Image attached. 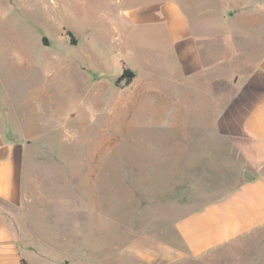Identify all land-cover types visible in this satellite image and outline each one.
<instances>
[{
    "label": "rangeland",
    "instance_id": "obj_1",
    "mask_svg": "<svg viewBox=\"0 0 264 264\" xmlns=\"http://www.w3.org/2000/svg\"><path fill=\"white\" fill-rule=\"evenodd\" d=\"M149 1L0 0V121L35 200L11 222L27 264H264V227L190 249L185 220L242 179L232 143L190 125L204 114L188 92L174 110L161 77L147 94L120 79L139 70L117 20Z\"/></svg>",
    "mask_w": 264,
    "mask_h": 264
},
{
    "label": "crops",
    "instance_id": "obj_2",
    "mask_svg": "<svg viewBox=\"0 0 264 264\" xmlns=\"http://www.w3.org/2000/svg\"><path fill=\"white\" fill-rule=\"evenodd\" d=\"M120 17L116 31L137 55L133 83L138 80L141 94L150 93L152 79L161 85V77L174 110L188 92L190 107L204 114L190 118V125L211 126L220 141L233 145L242 180L185 220L191 251L251 237L264 227V0H190V16L183 0H152ZM24 149L0 121V201L10 208L0 213V264H20V238L11 222L35 201L21 168Z\"/></svg>",
    "mask_w": 264,
    "mask_h": 264
},
{
    "label": "trees",
    "instance_id": "obj_3",
    "mask_svg": "<svg viewBox=\"0 0 264 264\" xmlns=\"http://www.w3.org/2000/svg\"><path fill=\"white\" fill-rule=\"evenodd\" d=\"M134 78V73L129 70H124L120 76L121 80H125V86H128L132 79ZM20 264H27L24 259H20Z\"/></svg>",
    "mask_w": 264,
    "mask_h": 264
}]
</instances>
